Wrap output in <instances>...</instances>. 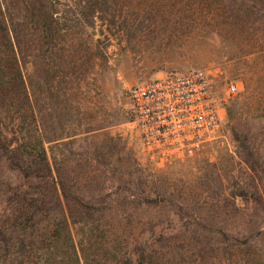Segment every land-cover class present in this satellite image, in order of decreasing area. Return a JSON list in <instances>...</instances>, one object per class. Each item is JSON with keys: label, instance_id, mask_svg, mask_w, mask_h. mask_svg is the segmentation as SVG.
<instances>
[{"label": "rangeland", "instance_id": "obj_1", "mask_svg": "<svg viewBox=\"0 0 264 264\" xmlns=\"http://www.w3.org/2000/svg\"><path fill=\"white\" fill-rule=\"evenodd\" d=\"M74 6V1L59 0L56 7L64 16ZM22 7L11 16L22 39L24 71L33 87L34 52L39 49L40 34ZM126 7L128 11L120 13L122 18L115 25L97 21V27L89 29L101 39L104 54L93 60L94 69L90 56L89 62L83 60L89 64L88 99L72 96L75 106L83 103L79 106L81 119L89 122V129L113 121L89 134V206L94 214L90 223L107 229L109 247L137 245L150 264H264L262 207L241 199L235 203L225 200L236 189V182L253 189L252 172L236 153L227 119V105L240 95L262 99L247 103L249 110L240 109L238 120L264 158V38L257 43V36L250 35L256 29L262 35L264 26H252L239 16L219 19L224 15L221 4L209 7L194 0H130ZM244 21L250 30H243ZM101 28L111 36L109 41ZM76 30L81 32L80 27ZM197 68L216 74V99L225 135L195 156L158 163L142 146L128 90L170 69ZM230 81L239 89L236 95L228 93ZM42 96H36L39 103L50 102L48 95ZM43 117V134L54 139L64 119L59 123V110L49 107ZM52 145L46 143L49 153ZM145 197L153 202L144 204ZM169 221L176 232L170 230L149 251L148 238L154 233L149 229L155 226L158 231L159 224ZM70 226L78 241V225ZM239 241L247 243L237 244ZM94 251L90 255H97ZM112 253L101 251L100 257H108V261L114 259Z\"/></svg>", "mask_w": 264, "mask_h": 264}, {"label": "trees", "instance_id": "obj_2", "mask_svg": "<svg viewBox=\"0 0 264 264\" xmlns=\"http://www.w3.org/2000/svg\"><path fill=\"white\" fill-rule=\"evenodd\" d=\"M58 1L15 0L12 5L13 0H0V191H3L0 195V264H150L137 245L127 247L129 243L120 242L109 247L107 229L89 221V217L94 216L89 206V134L113 121L89 129V122L81 119L79 106L83 103L77 106L72 103V96L88 99L89 64L83 60L88 58L89 62L90 56L94 69L97 64L93 60L104 54L99 46L101 39L95 38L89 29L96 28L97 21L115 25L122 18L120 13L128 11L126 6L130 0H71L75 9L71 8L64 16H60L56 7ZM194 1L209 7L221 4L224 15L218 16L219 19L239 16L241 21H251L252 26L260 23L264 26V0ZM21 6L40 34L36 41L39 49L35 47L34 52L33 87L30 76L24 71L22 39L11 16L12 11ZM243 24V30H250L247 21ZM107 27L110 30V25ZM195 31L200 33L199 29ZM100 32L106 41L110 40L108 32L105 34L102 28ZM258 32L260 30L256 29L250 34L257 36V43L264 38V32L259 36ZM261 84L264 86L263 79ZM44 93L50 97V102L39 103L36 98ZM261 100L243 94L227 105L236 153L252 172L253 191L236 182V189L230 191L225 200L235 203L241 199L258 205L264 214V184H261L264 158L252 144L249 131L242 129L238 120L240 109L249 110L247 103ZM84 106L89 108L87 104ZM48 107L59 110V123L63 122L62 117L64 119L54 139H48L42 131L43 113ZM47 142H53L51 153ZM152 202L150 197L143 199L146 205ZM71 224L79 227L78 241ZM158 226V231L155 226L149 229L154 232L148 238L149 251L165 234L177 230L171 221ZM239 242L237 244L247 243ZM91 250H96L97 255H90ZM101 251L113 252L114 259H103ZM31 258L39 260L33 262Z\"/></svg>", "mask_w": 264, "mask_h": 264}, {"label": "built area", "instance_id": "obj_3", "mask_svg": "<svg viewBox=\"0 0 264 264\" xmlns=\"http://www.w3.org/2000/svg\"><path fill=\"white\" fill-rule=\"evenodd\" d=\"M215 80L207 68L170 69L129 88L133 123L153 160L163 164L192 157L222 140L225 125ZM238 92L230 81L228 93Z\"/></svg>", "mask_w": 264, "mask_h": 264}]
</instances>
